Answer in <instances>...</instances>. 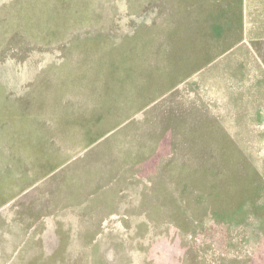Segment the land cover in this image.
I'll return each mask as SVG.
<instances>
[{
  "label": "rangeland",
  "instance_id": "rangeland-1",
  "mask_svg": "<svg viewBox=\"0 0 264 264\" xmlns=\"http://www.w3.org/2000/svg\"><path fill=\"white\" fill-rule=\"evenodd\" d=\"M18 160L0 264H264V0H0L2 196ZM27 225L51 254H5Z\"/></svg>",
  "mask_w": 264,
  "mask_h": 264
},
{
  "label": "crops",
  "instance_id": "crops-1",
  "mask_svg": "<svg viewBox=\"0 0 264 264\" xmlns=\"http://www.w3.org/2000/svg\"><path fill=\"white\" fill-rule=\"evenodd\" d=\"M202 66V65H200ZM192 74V73H191ZM190 74V75H191ZM190 75H187V78L190 77ZM192 76V75H191ZM165 82H169L171 81V79H167V80H164ZM177 79L174 80V83H177ZM162 82V80H158V83ZM172 90L171 89H167L166 92H160L159 94L161 96H163L165 93H168ZM145 96L143 95V98ZM150 101V100H148ZM145 102L143 103V105H139V106H136V110H135V113H139L141 112V110L145 109L149 103ZM117 110L114 111L113 108H112V112L113 113H117V114H123V109L121 107H118L116 108ZM101 114V113H99ZM80 115V119L79 120V124L82 122V120H84L83 118H85L87 120V122H91L93 123L92 124V128H90L91 131H93V134H94V138L91 139V141H87L86 145H85V150H87V152L89 151V153H92V152H95L96 151V147H93L96 143H98V141L100 139H102L105 135H103V137H100L98 138L97 137V132L101 129V128H98V123H99V120L102 121V119H99L97 117H94L93 119H90L88 118L87 116H84V113L83 112H80L79 113ZM92 115V114H91ZM96 115V114H93V116ZM32 118V117H31ZM129 119V118H128ZM127 119V120H128ZM33 120V118H32ZM187 131L189 130L191 132V130L193 129L192 128V123H190L189 121V114H187ZM39 121V120H38ZM29 122H31V119H29ZM93 147V148H91ZM52 158H54V154L52 155ZM18 160L16 162V165L18 167L15 176L14 178L17 179V180H24L23 183H26L24 186H20L19 183L16 184V190L14 189L12 193L9 194V196H2V194L0 193V211H12L14 208L15 210L17 209H20V208H23V210H30V208L33 207L34 203L35 202H39L40 200H43L44 198L41 197V194L40 192H36V193H33L34 189H35V183L37 184L38 182V178H40L39 176H35L33 174V172H29L27 170H23L21 168V165H23V163ZM49 161V159H48ZM142 165L144 167L145 165V162L142 161ZM46 175V174H44ZM42 175V176H44ZM36 178V179H35ZM31 180V181H28ZM27 180V182H26ZM1 191V190H0ZM40 191V190H39ZM49 198H47V202H44L42 203L43 207H45L46 203L50 205V209L52 210H58V211H61V210H64L66 208H69V207H72L73 205H75V203L78 205H80V207L74 209V210H85V206H84V201L85 199L82 198L81 194L80 193H74L72 191H69V192H64V191H59L58 194H56L55 192L51 193L49 196ZM92 202L95 203V205H97L98 203V200L97 198H91ZM15 201H18L16 203V205H13L11 206L12 203H14ZM10 206V208L8 209V207ZM33 211V210H32ZM42 211H45V208H41V210H38V212L33 215V212H32V216L33 217V220H35L37 223H39V220L42 219V217L45 216V213H43ZM28 212V211H26ZM1 214V213H0ZM3 215V214H1ZM1 215H0V221H1ZM1 223V222H0ZM38 225H41L43 226L42 224H38ZM59 224H56L55 226H58ZM64 225V224H63ZM28 226L27 227L25 226L24 227V232L25 233H21L22 229L20 230V234H14V238L12 239L13 241L15 242H10V247L8 249V251L5 252V254H30V252L28 251V248H30V244L33 243V242H37V245L35 247L34 250H31L33 254H51L50 251L45 248L43 245V243L45 242V236L43 235V233H39L40 231H35L33 230L32 228V231H30L31 233H28ZM1 233V232H0ZM25 234V235H23ZM0 239H4L6 240V238H4V236H0ZM7 241V240H6ZM47 242H49V239L47 240ZM18 247V249H17Z\"/></svg>",
  "mask_w": 264,
  "mask_h": 264
}]
</instances>
